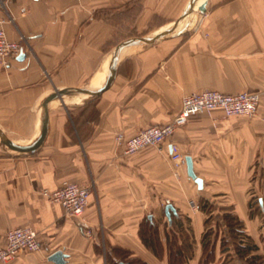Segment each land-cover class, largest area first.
<instances>
[{"label":"crops","instance_id":"1","mask_svg":"<svg viewBox=\"0 0 264 264\" xmlns=\"http://www.w3.org/2000/svg\"><path fill=\"white\" fill-rule=\"evenodd\" d=\"M198 2L0 0L2 27L24 55L0 63V128L18 143L31 142L39 127L38 105L47 93L102 83L105 58L115 45L174 21ZM130 29L131 36L112 44ZM206 90L258 92L261 103L253 117H224L220 110L193 115L160 149L124 154L117 134L129 138L166 123L185 95ZM170 142L184 158L179 169L169 157ZM187 157L202 179L201 189L186 173ZM68 182L90 189L81 218L66 216L42 194ZM253 194L264 204V0H208L197 27L132 51L100 96L86 103L52 102L48 133L36 153L0 148V246L7 231L17 227L33 228L41 243L40 251L3 264H55L49 257L56 251L65 254L67 264H114L119 262L114 248L129 252L126 259L170 264V244L188 251L184 264H199L206 218L200 199L220 212L217 221L224 212L237 216L264 254L257 244L258 216L250 217ZM167 205L188 233L185 240L175 235L178 222L166 217ZM149 215L157 224L161 257L140 235ZM215 253L220 258V251Z\"/></svg>","mask_w":264,"mask_h":264},{"label":"built area","instance_id":"2","mask_svg":"<svg viewBox=\"0 0 264 264\" xmlns=\"http://www.w3.org/2000/svg\"><path fill=\"white\" fill-rule=\"evenodd\" d=\"M5 21V19L0 20V63L3 66H6L9 60L17 58L23 53V47L18 41L8 39L2 27ZM261 97L262 93L247 91L222 93L206 90L190 93L182 98L178 113L168 122L145 127L129 138H125L120 133L116 135L115 139L118 144L123 145L125 155L134 154L147 147L160 149L177 130L187 123L191 116L200 113L210 114L214 110H220L224 117H253L259 109ZM169 149V157L175 168L179 169L184 166V158L178 146L174 142H170ZM42 194L50 202L60 205L66 216L81 218L88 205L90 189L85 185L68 182L54 190L45 189ZM190 204L195 207L192 201ZM5 239V245L0 246V264L13 260L20 253L41 250V243L35 230L31 227L10 229L7 231Z\"/></svg>","mask_w":264,"mask_h":264},{"label":"water","instance_id":"3","mask_svg":"<svg viewBox=\"0 0 264 264\" xmlns=\"http://www.w3.org/2000/svg\"><path fill=\"white\" fill-rule=\"evenodd\" d=\"M207 2L208 0H199L189 11L174 21L164 24L144 36L129 37L115 45L105 58L104 78L101 84L97 86L55 87L41 99L38 105L39 127L34 139L27 144L18 143L10 139L0 128V148L16 155H32L36 153L44 143L48 133L49 110L52 102L58 101L61 104H65L67 100L79 98L80 101L86 103L100 96L111 87L116 78L120 63L131 54L132 51L145 49L157 42L190 33L199 25L201 17L206 12ZM23 57V53L18 56L19 59ZM186 173L197 184L198 188L201 189L203 184L202 179L197 177L190 157L186 158ZM170 212H174V209L171 205H167L165 213L168 218L170 217ZM148 219H152L151 215L148 216ZM65 259L66 256L61 251H56L49 257V260L53 261L55 264H67Z\"/></svg>","mask_w":264,"mask_h":264},{"label":"trees","instance_id":"4","mask_svg":"<svg viewBox=\"0 0 264 264\" xmlns=\"http://www.w3.org/2000/svg\"><path fill=\"white\" fill-rule=\"evenodd\" d=\"M132 32L133 31L130 29L129 35L123 33L114 37L112 44L114 45L119 40L131 36ZM72 119L76 124V114L72 115ZM86 119H89V114L86 115L85 120ZM261 202L262 200L260 199L257 206V213H254L252 209V203L250 201V217H253L255 214L262 215L264 213V209L260 206ZM198 205L199 209L206 214V218L204 220L205 230L202 234L201 239L202 257L199 261V264H209L213 261L215 256L216 239L219 238V240H221L220 254H222L223 252L230 253V249H232L235 256H237V258L239 259L240 264H264V257L257 253V245L244 230L243 222L237 216H235L230 211L224 212L221 215L220 221L218 220V222L215 213L212 210L213 206L208 200L200 199L198 201ZM177 216V213L172 212H170L169 218L166 215L170 223L173 222V225H175L174 222L177 219L178 223H176L174 228L175 233L177 234H174L176 236L179 235L180 237H182V240H185L183 239V236L185 237L188 233L183 228V225L179 222V217L177 218ZM212 220L215 221L216 227L210 225L209 221ZM217 229L219 230L221 235H217ZM188 231H190V229H188ZM140 235L146 247L149 248L157 257H161L163 248L159 239L157 224L146 217V219L141 224ZM185 247L189 249V244H186ZM168 250L172 253V258L169 261L170 264H184L187 261V258H189L188 251L185 252L182 247L180 248L178 245L170 244ZM112 252H114V254L116 253L118 255L117 258L119 259V262H115L114 264H147L146 262H143L142 260L136 258L126 259L128 257V254L130 253L126 251V255H122L121 253H124L125 251H122L119 248H114Z\"/></svg>","mask_w":264,"mask_h":264},{"label":"rangeland","instance_id":"5","mask_svg":"<svg viewBox=\"0 0 264 264\" xmlns=\"http://www.w3.org/2000/svg\"><path fill=\"white\" fill-rule=\"evenodd\" d=\"M256 196H257L256 194L255 195L253 194V195L250 196L252 207H253L252 209H253L254 213H257L256 211H257V206H258L259 200L260 199L262 200V198H263L262 196H258V197H256ZM260 206H261V208H263L264 204L261 203ZM215 216H216V218L219 217L220 216V212H215ZM255 216H258L257 218H258L259 224H260V226H259L260 235H259V241H258L257 244H258L259 248L264 251V213L262 215H257L256 214ZM209 222H210V225L216 227L214 220L209 221ZM219 234H220V232L218 230L217 231V235H219ZM219 239H216L215 252H219L220 251V243H221L220 241L221 240H219ZM257 252H258V254H260L261 256L264 257L263 252L260 253L258 250H257ZM234 255L235 254H234V251L232 249H230V253L229 252H223L221 254L220 258H218L216 253H215L213 261L211 263H209V264H240L239 261L236 258L233 257Z\"/></svg>","mask_w":264,"mask_h":264},{"label":"bare ground","instance_id":"6","mask_svg":"<svg viewBox=\"0 0 264 264\" xmlns=\"http://www.w3.org/2000/svg\"><path fill=\"white\" fill-rule=\"evenodd\" d=\"M97 78V77H96ZM103 78H104V76H103ZM103 78H102V81H103ZM93 80H96V79H93ZM101 81V82H102ZM95 82V81H94ZM99 84V83H98ZM97 84V85H98ZM101 84V83H100ZM96 84L94 85V86H97ZM68 102H72V103H76V102H79L80 101V99L79 98H75V99H73V100H67Z\"/></svg>","mask_w":264,"mask_h":264}]
</instances>
